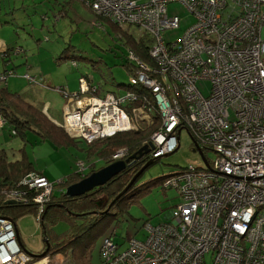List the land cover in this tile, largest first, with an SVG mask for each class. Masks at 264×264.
Instances as JSON below:
<instances>
[{
	"label": "built area",
	"instance_id": "1",
	"mask_svg": "<svg viewBox=\"0 0 264 264\" xmlns=\"http://www.w3.org/2000/svg\"><path fill=\"white\" fill-rule=\"evenodd\" d=\"M83 1L97 17L136 26L154 39L150 55L156 68L130 53L139 68L130 84L151 92L160 115V127L147 143L149 159L173 153L186 130L207 164L166 179L163 188L177 190L180 199L168 220L144 224L143 240L131 238L123 249L107 236L101 264H264V0ZM169 3L182 5L194 24L166 44L162 33L179 26V18L167 14ZM10 74H0V80ZM202 84L208 85L207 95L199 90ZM79 87L72 94L57 88L66 99L60 127L71 138L90 144L136 130L138 120L150 121L146 105L126 107L135 101L132 92L102 93L82 77ZM5 125L0 117V127ZM205 151L214 153L212 162ZM27 191H33L40 223L54 186L31 172L5 192L6 199L24 202ZM14 228L0 217V264L32 260Z\"/></svg>",
	"mask_w": 264,
	"mask_h": 264
},
{
	"label": "rangeland",
	"instance_id": "2",
	"mask_svg": "<svg viewBox=\"0 0 264 264\" xmlns=\"http://www.w3.org/2000/svg\"><path fill=\"white\" fill-rule=\"evenodd\" d=\"M56 1L0 0L2 9L0 23L3 28L6 27L3 29L4 35L9 33V30L13 34L11 43L14 51L11 56H15L8 62L10 64L8 66L14 69V73L12 70H7L12 72L7 76L8 83L12 81L7 89L11 93L21 94L24 85L32 84L33 88L40 87L39 93H34L31 89L26 102L32 104L41 102L42 112L43 106L45 111L48 108L50 118L45 114L46 117L57 125L62 122V113L66 104L63 93L58 92L57 88H62L69 94L76 93L80 89L79 76L86 74L101 92L121 95L127 90L129 78L123 67L128 49L119 38L121 32L107 21L96 20V15L91 13L82 1L72 0V4L67 5L68 9L65 12L62 10L66 4L63 7L62 0ZM166 9L169 16L179 18L177 29L166 30L161 35L164 42L172 43L183 36L194 23V19L178 3L167 4ZM6 21L8 25L4 24ZM128 33L139 37L142 31L131 26ZM262 37L264 39V30ZM23 62L25 65H21ZM25 75L34 78L35 82L30 83ZM199 90L207 95L208 85H200ZM138 121L136 124L140 126L150 122ZM7 127L4 129L0 127V149L7 151L8 160L18 159L17 151L24 147L33 161L34 171L46 169L50 174L51 182L66 181L70 175L80 169L83 172L88 171L89 168L82 163L85 165L89 162L94 163L97 170L104 167V162L97 158L87 159V145L80 139H76L71 146L61 147L42 141L36 133L28 131L27 143L24 144L20 137H12ZM64 133L68 136L65 131ZM148 155L150 156V151ZM204 156L209 163L215 157L210 151H205ZM111 157L112 160H125L128 152L126 149L118 150ZM132 164L133 162L129 163ZM201 164V158L194 149L191 136L186 130H182L179 135V147L173 153L153 162L139 176L140 184L154 182L151 188L140 195L135 202L114 208L111 212L114 219L106 220L101 226L96 225L97 229L91 231L88 238L91 240L90 264L101 263L100 249L107 236H111L115 243L120 245V249H123L131 238L143 240L144 224L156 226L168 220L169 211L179 204L180 199L177 190L163 188L162 180L169 174L177 173L188 166L198 167ZM54 194L58 196L60 191L56 190ZM3 216L9 220L14 219L11 210L5 211ZM15 225L14 231L15 233L17 231L22 249L28 255L35 256H31L32 260L27 264L46 262V264H71L70 256L66 254H47L44 258L37 257L46 248L43 241L46 238L44 233L50 246L55 247L60 243L62 236L69 231L66 222L57 220L45 221L41 224L36 222L34 212H29L16 219Z\"/></svg>",
	"mask_w": 264,
	"mask_h": 264
},
{
	"label": "trees",
	"instance_id": "3",
	"mask_svg": "<svg viewBox=\"0 0 264 264\" xmlns=\"http://www.w3.org/2000/svg\"><path fill=\"white\" fill-rule=\"evenodd\" d=\"M62 1L63 7L66 4V7L62 10L65 12V10L68 9L67 5L70 6L72 4V0ZM80 1L85 4L83 0ZM89 10L91 11L90 8ZM57 18L60 19L59 17ZM99 19L107 21V23L121 32L119 38L123 40V45L128 49V55L126 60L123 61V67L129 79L135 77L139 69L138 64L130 59V53L150 68L157 67L150 55L155 44L153 37L142 30V34L139 35V37H135L128 33V29L131 25L121 27L111 21L96 16V20ZM7 22L8 21L4 24H8ZM16 30H18V27H16ZM13 51V49L10 50L7 48L6 54L8 53V55H5L3 58L5 63L11 61ZM6 58H8V60H6ZM81 77L87 78V75L82 74L79 76V79ZM89 80L92 81L91 78H89ZM5 81L6 79L0 80V117L6 122L4 127L8 126L7 128L10 130V135L12 137H20L25 144L27 143V132L31 131L36 133L42 141H47L56 146L68 147L75 143L76 138L67 136L60 127L62 122L56 125L43 114L41 105L28 103L24 95L11 93L7 89ZM92 83L96 86L93 81ZM47 88L49 87L47 86ZM98 89L100 90L99 87ZM126 89V92H132L135 96V101L125 104L127 105L126 107L128 109H133L146 105V107L149 108L150 122L144 126L138 124L139 128H137V130L118 132L112 136L100 138L90 144H86L87 159L97 158L103 161L104 166H106L116 161L112 160L111 157L116 151L124 149L128 152V157H125V159H127L133 154H137L141 148L148 146L149 144L147 143L152 134L158 131L160 127V117L150 97L151 92L144 89L141 85H131L130 81ZM61 90L62 88H60V91ZM126 92L121 93V95ZM12 131H14V134H11ZM193 145L195 148L196 144H194V142ZM17 152L19 158L9 161L7 151L0 149V217H4L3 214L7 210L13 211L14 219L12 218L11 220L14 226H16L15 220L21 218L26 213L34 212L35 216L38 214V206L31 200L33 191L26 192V200L24 202L10 203V201L6 199L5 192L17 187L22 178L27 174L31 172L37 173L34 171L33 161L26 153L24 147L20 148ZM158 160L159 159H154L151 161L149 155L147 157L142 155L138 160L130 159L129 163L133 162V164L129 165L128 163L123 171L113 177L105 185L95 188L84 196L75 198L66 197L64 193L65 189L97 171L94 163L89 162L88 165L82 163L85 167H88L89 170L84 172L76 171L73 175H70L66 181L60 180L58 182H51L44 175L39 173L54 186L53 193L50 195L47 203L43 205L40 223L43 224L45 221L54 222L61 220L69 225L68 233L62 236L60 243H57L55 247H51L49 241H47L49 244L47 254H66L70 256L71 264H90L89 250L91 240L88 239L89 234L91 231L97 229L99 226L98 224L101 226L106 220L114 219L111 215L114 208L120 205L127 206L135 202L140 195L151 188L154 182L140 184L138 180L141 174L138 177L135 176L146 163L150 162L151 165ZM174 174L175 173H171L164 179L166 180ZM163 180L162 185L165 181ZM60 185L64 187L58 188ZM56 190L60 191L58 196L54 194ZM96 225L98 226L95 228ZM44 237L47 239L45 233ZM100 261L102 263V258Z\"/></svg>",
	"mask_w": 264,
	"mask_h": 264
},
{
	"label": "water",
	"instance_id": "4",
	"mask_svg": "<svg viewBox=\"0 0 264 264\" xmlns=\"http://www.w3.org/2000/svg\"><path fill=\"white\" fill-rule=\"evenodd\" d=\"M151 149H152V145L149 144L148 146L141 148L137 154H134L125 160H116V161L102 167L101 169L91 173L89 176L83 178L79 182L68 186L64 192L66 197L75 198V197L84 196L87 193L94 190L95 188L105 185L108 181H110L113 177L118 175L121 171H123L126 168L130 159L131 160L132 159H139L143 154H147L149 151H151ZM194 149L198 153V155L200 156V158L204 162V164L207 166L205 158L203 157V154L201 152H199L196 145H195ZM149 165H150V162L146 163L141 168V170L138 172V174H136L135 177H138L144 171V169H146ZM15 235H16L17 243L20 245V241H19V238L17 235V231H16ZM43 241L46 244V248L40 256H37L40 258L46 257L47 251L49 249V244L47 242V239L44 238ZM32 257H35V256H32Z\"/></svg>",
	"mask_w": 264,
	"mask_h": 264
},
{
	"label": "crops",
	"instance_id": "5",
	"mask_svg": "<svg viewBox=\"0 0 264 264\" xmlns=\"http://www.w3.org/2000/svg\"><path fill=\"white\" fill-rule=\"evenodd\" d=\"M80 1V0H79ZM2 13V9H1V7H0V14ZM8 25V24H7ZM3 25H1V23H0V61H1V65H2V67H1V65H0V74H2V73H4L5 71L6 72H8L7 70H9V71H11L12 70V72L14 73V69L12 68V67H10V66H8V65H10V64H8V63H5L4 61H3V58L5 57V55H8V53L6 54V50H7V48L8 49H13L14 50V46L12 45V43H11V39L13 38V34H12V32L9 30V33L7 32L6 33V35H4L3 34V29H5L6 27H2ZM7 34H10V35H7ZM22 53V52H21ZM21 53H19V54H21ZM15 56V55H14ZM14 56L11 58V59H13L14 58ZM6 60H8V58H6ZM21 65H25L24 64V62L23 63H21ZM27 66V65H26ZM27 68H29V67H27ZM25 74V73H24ZM26 76V75H25ZM12 83V81L10 82V83H8V81H7V78H6V81H5V84H6V87H9L8 85L9 84H11ZM31 83V82H30ZM36 88H33V86H32V84H28V86H23V88H22V92H21V94H19V95H24L25 96V99L28 97V95H29V92L31 91V89H32V91L34 92V93H36V92H38L39 93V91H41V88L40 87H38V86H35ZM11 92V91H10ZM15 94H17V93H15ZM30 98H31V101H33V97H31V95H30ZM27 100V99H26ZM29 101V100H28ZM37 105H42V103L41 102H38V104ZM45 105V104H44ZM45 106H47V105H45ZM48 108H47V110L45 111V107L43 106V112H44V114H46L49 118H50V116L48 115ZM5 127H3L2 129H4ZM37 173H41L42 175H44L48 180H49V178H50V174L49 173H47V170L46 169H42V170H37L36 171ZM21 244V243H20Z\"/></svg>",
	"mask_w": 264,
	"mask_h": 264
},
{
	"label": "flooded vegetation",
	"instance_id": "6",
	"mask_svg": "<svg viewBox=\"0 0 264 264\" xmlns=\"http://www.w3.org/2000/svg\"><path fill=\"white\" fill-rule=\"evenodd\" d=\"M143 156H146L147 157V154H144Z\"/></svg>",
	"mask_w": 264,
	"mask_h": 264
}]
</instances>
